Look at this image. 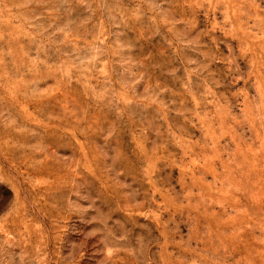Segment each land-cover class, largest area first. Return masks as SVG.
Wrapping results in <instances>:
<instances>
[{"label":"rangeland","instance_id":"obj_1","mask_svg":"<svg viewBox=\"0 0 264 264\" xmlns=\"http://www.w3.org/2000/svg\"><path fill=\"white\" fill-rule=\"evenodd\" d=\"M0 264H264V0H0Z\"/></svg>","mask_w":264,"mask_h":264}]
</instances>
